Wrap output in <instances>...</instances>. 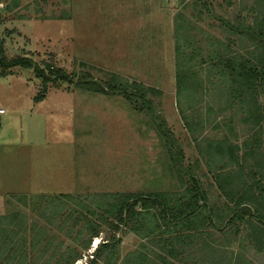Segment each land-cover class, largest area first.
Segmentation results:
<instances>
[{"label":"rangeland","instance_id":"rangeland-1","mask_svg":"<svg viewBox=\"0 0 264 264\" xmlns=\"http://www.w3.org/2000/svg\"><path fill=\"white\" fill-rule=\"evenodd\" d=\"M193 1L0 0L3 54L26 56L40 66L53 64L73 74L71 83L49 81L44 90L33 67L0 66V107L5 108L0 113V135L8 142L0 169L17 172L18 165L8 163L22 157L27 164L16 183L0 187V264H87L98 243L95 264H117L137 249L153 258L148 264H163L155 258L154 248L140 247L150 243L131 230L135 220L125 223L107 215L108 221L99 223L76 200L62 196L65 193L91 204L86 195L92 193L162 191L173 202L196 176L215 211L232 206L208 171L200 148L206 146L205 138L229 134L232 142L241 143L250 132L240 114L226 107L220 93L226 79L212 67L214 82L206 83L202 72L208 89L200 88L197 103L186 111L205 121L203 129L190 132L185 127L176 102L175 18L182 12L185 22L191 23L194 45L212 50L213 37L224 42L231 37L221 26L222 18L235 22L242 16L251 21L256 13L250 6L263 15L264 0H207L209 7L200 5L204 0L198 5ZM231 46L238 50L240 42ZM81 72L102 84L116 73L128 83L151 86L154 89H145L150 105L143 104L146 98L140 94L134 97L137 107L124 91L81 87L77 81ZM134 90L133 85L127 89ZM258 102L264 104L261 94ZM20 139L27 143L21 150ZM260 140L264 152V133ZM174 164L180 166L182 179ZM90 217L97 222L96 236L87 228ZM244 218L196 233L193 264H264V246L256 258L257 241L248 236L250 221L257 218ZM206 243L212 246L203 252ZM69 249L79 258L69 257Z\"/></svg>","mask_w":264,"mask_h":264},{"label":"trees","instance_id":"trees-1","mask_svg":"<svg viewBox=\"0 0 264 264\" xmlns=\"http://www.w3.org/2000/svg\"><path fill=\"white\" fill-rule=\"evenodd\" d=\"M193 3L198 5V0H194ZM209 4L207 0L200 2V5L204 7H209ZM250 8L256 13L251 21L242 16H240L241 18L237 16L239 20L237 19L235 22L221 19L222 28L228 30L231 37L226 42L219 37H213L214 40L210 41L212 35H208L206 39L213 46L212 50L211 47H208L209 50H205L201 45H194L192 42L194 38L189 33L191 23L185 22L187 18L182 12H178L175 18L176 102L185 127L190 132L203 129L205 121L202 118H195L194 114H186V111L197 103V93L200 88L208 89V86H204L202 72L205 71L207 75L206 83L211 82L209 68L212 67V72L226 79V84H220V93H223L225 97L226 107L231 106L235 113L240 114V121L247 125L246 129L250 132L241 143L232 142L229 134L220 138H205L207 144L204 149L200 148L208 171L213 172L217 187L222 190L228 203H232V206H228V211L219 210L217 212L213 206L209 205L206 191L196 176H192L193 182L188 184L173 202L171 196L162 191L126 192L120 196L115 193H92L86 195V199L91 204L74 198L71 193L62 195L68 199L76 200L87 213L96 216L99 223L108 221L107 215H115L116 219L125 223L135 220L130 227L131 230L142 237H147L150 243L149 246L144 242L140 247L157 249L152 251L160 263L178 264L179 254L184 251L180 244L194 245L193 238L196 233L200 235L206 231V228L220 229L224 225L234 223L236 219H245V216L250 219H252L251 217L257 218L253 222L250 221L252 231L248 234L251 239L253 237V240L255 238L257 241V251L254 256L258 258V252L263 249L264 152L260 148V137L264 133V104L258 102V94L264 97V14L260 15L254 5ZM234 36L235 38H233ZM236 41L240 42V50L231 46ZM246 42L249 43L244 45ZM242 49L244 51H241ZM197 54L199 58L195 59ZM16 65L33 67L35 75L41 78L44 90L47 89L49 81L57 79L70 83L73 81V74H69L62 67L53 64H46L43 67L26 56L7 58L0 46V66ZM112 76L111 81L106 80L102 84L96 80L84 78L85 73L81 72L77 81L81 87L90 90L106 91L107 93L115 90L124 91L125 97L133 103H135V95L140 94L146 98L145 89L147 87L154 89L143 83H128L116 73H112ZM132 85L135 90L127 91ZM41 95L36 96V99L39 100ZM183 99L187 102L184 103ZM150 102L151 100L146 98L143 104L150 105ZM135 105L137 106L136 103ZM226 121L229 122L228 126L231 129L230 125L233 121L230 119ZM168 149L174 151L171 146ZM247 164L249 168L246 167ZM174 166L182 179L180 166L177 164ZM114 195L119 197L112 200L107 199L108 196ZM98 209H101L102 212ZM93 223L97 222L90 217L87 228L91 229L93 235L96 236L98 230L94 228ZM111 224L117 227V224L113 222ZM104 243L106 242L101 245H108V242ZM98 244L93 250L95 253H92L93 257L90 259V263L88 261L87 264L96 263L95 259L99 254V251L96 250ZM83 245L88 246V242H84ZM207 246L212 245L206 243L201 247V250L204 252ZM68 253V256L73 260L79 258L74 249H69ZM188 255L194 263V257H190L193 254L188 252ZM150 261H153V258L149 254L137 249L128 252L117 264H148ZM107 262H109L108 259Z\"/></svg>","mask_w":264,"mask_h":264},{"label":"crops","instance_id":"crops-1","mask_svg":"<svg viewBox=\"0 0 264 264\" xmlns=\"http://www.w3.org/2000/svg\"><path fill=\"white\" fill-rule=\"evenodd\" d=\"M4 139H6L5 135H3V136L0 135V157H2V158L4 155L8 156V154H5L6 152H8L7 151L8 149L6 146V144L8 142H4ZM19 141H20L19 145L21 147H18V148H19V150H21V148L23 146L26 147L27 143L24 142L25 141L24 139H20ZM20 157H22V155H20ZM9 161H10V158H9ZM0 162H1V158H0ZM1 163H5V162H1ZM8 164L10 166L18 165L19 170L17 172L16 171L12 172L11 169L5 170V171H3V169L2 170L0 169V176H3L2 178L0 177V187L6 188L7 186H10L11 184L16 183L17 182L16 177H22V175H24V173H26V165L27 164L25 163L24 157H22V159L20 161H17L14 159L13 164L12 163H8ZM1 166H7V164H1ZM19 181H20V179H19ZM19 181H18V184L20 183ZM193 246L195 247V245H190V246L185 245V247L183 248L184 249L183 253L179 254V262L176 261L178 264H193L192 259H190L189 255L185 252V250H187V252H191V247H193ZM188 247H190V248H188ZM155 250H157V249H155ZM191 253H193V252H191ZM199 253H200V251H199ZM182 255H185L188 257L184 258Z\"/></svg>","mask_w":264,"mask_h":264},{"label":"built area","instance_id":"built-area-1","mask_svg":"<svg viewBox=\"0 0 264 264\" xmlns=\"http://www.w3.org/2000/svg\"><path fill=\"white\" fill-rule=\"evenodd\" d=\"M5 112V108L4 107H0V113H4ZM0 127H1V119H0Z\"/></svg>","mask_w":264,"mask_h":264},{"label":"bare ground","instance_id":"bare-ground-1","mask_svg":"<svg viewBox=\"0 0 264 264\" xmlns=\"http://www.w3.org/2000/svg\"><path fill=\"white\" fill-rule=\"evenodd\" d=\"M97 241V240H96Z\"/></svg>","mask_w":264,"mask_h":264}]
</instances>
